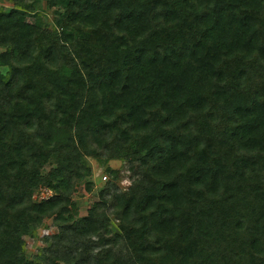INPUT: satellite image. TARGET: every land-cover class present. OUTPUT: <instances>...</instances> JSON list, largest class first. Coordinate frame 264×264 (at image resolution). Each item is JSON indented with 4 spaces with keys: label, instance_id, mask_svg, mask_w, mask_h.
<instances>
[{
    "label": "trees",
    "instance_id": "trees-1",
    "mask_svg": "<svg viewBox=\"0 0 264 264\" xmlns=\"http://www.w3.org/2000/svg\"><path fill=\"white\" fill-rule=\"evenodd\" d=\"M41 5L0 12V264H264V0H49L59 33ZM87 157L133 182L77 220Z\"/></svg>",
    "mask_w": 264,
    "mask_h": 264
},
{
    "label": "rangeland",
    "instance_id": "rangeland-1",
    "mask_svg": "<svg viewBox=\"0 0 264 264\" xmlns=\"http://www.w3.org/2000/svg\"><path fill=\"white\" fill-rule=\"evenodd\" d=\"M33 0H0V12L10 11L13 7L23 6L27 3H31ZM42 3V17L49 27V29L56 32L61 31V27L56 25V19L58 18L57 7H49V0H40ZM22 2V4H21ZM31 22H35V15H31L28 19ZM5 49L0 46V53ZM3 73L8 74L9 67H1ZM128 153L127 150L124 151ZM88 164L92 168V175L86 177L83 180H79L77 184V189L74 192L73 198L76 203L74 213L76 219L79 220L84 216L88 215L89 209L101 200V192L109 186L111 182H115L116 186L122 191L126 192L130 189L133 182V175L128 169V163L121 159H110L107 164L102 163V161L97 160L93 157L86 158ZM54 161V160H53ZM107 166L116 169L119 174L117 178H113L107 171ZM51 166L46 167L48 171ZM107 177V178H105ZM92 182V189L87 188V182ZM49 190L46 187H40L32 192L33 199L37 201L46 200L47 198L53 196L56 191L52 190V194L48 197H44V193ZM121 221L116 216L113 211V207L110 206L106 211V224L102 230V234L106 238H117L119 234H122ZM59 231L58 225L55 223L53 217L46 218L41 226H39L37 233L34 237H25V248L27 251L28 258L32 261L44 262L43 260V250L50 244L45 241V237L57 233ZM59 264H65L60 262Z\"/></svg>",
    "mask_w": 264,
    "mask_h": 264
},
{
    "label": "built area",
    "instance_id": "built-area-1",
    "mask_svg": "<svg viewBox=\"0 0 264 264\" xmlns=\"http://www.w3.org/2000/svg\"><path fill=\"white\" fill-rule=\"evenodd\" d=\"M105 178H107V177H105ZM52 190L51 189H49V190H47V192H45L44 194V197L46 198V197H48L49 195H51L52 194Z\"/></svg>",
    "mask_w": 264,
    "mask_h": 264
}]
</instances>
